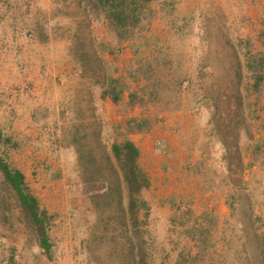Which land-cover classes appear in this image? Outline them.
<instances>
[{"label":"rangeland","instance_id":"rangeland-1","mask_svg":"<svg viewBox=\"0 0 264 264\" xmlns=\"http://www.w3.org/2000/svg\"><path fill=\"white\" fill-rule=\"evenodd\" d=\"M55 2L30 20L43 38L73 44L82 78L73 75L43 107L31 100L26 118L22 68L15 63L10 71L12 62L3 68L0 59V79L12 94L0 97V157L25 173L26 192L48 217L51 255L0 169V264H264V167L252 154L264 142V85L254 90L249 67L264 55V0H154L129 41L87 0ZM147 63L163 82L150 89L155 96L130 77ZM109 78L126 89L117 104L103 99L110 104L103 112L95 103ZM133 91L143 105H129ZM136 120L149 123L131 132ZM37 126L42 131L30 138ZM145 135L142 155L136 143ZM127 140L140 150L150 181L136 228H128L112 151ZM217 191L230 200L224 223L206 196ZM205 243L213 247L202 254Z\"/></svg>","mask_w":264,"mask_h":264},{"label":"trees","instance_id":"trees-1","mask_svg":"<svg viewBox=\"0 0 264 264\" xmlns=\"http://www.w3.org/2000/svg\"><path fill=\"white\" fill-rule=\"evenodd\" d=\"M153 1L154 0H87V4L103 14L107 22L114 29L116 36L121 41H129L138 30L145 27L146 11ZM82 61L87 63L89 67H92L91 64L84 59H82ZM155 62L160 63V60L156 59ZM249 67L255 81L253 88L256 92H259L260 87L264 85V74L262 73L264 70V55H259L251 59ZM153 70V66H148L147 63L145 65H140L135 71L130 72V77L135 81L146 82V84L140 88L143 93L150 89H162L163 82L158 81V79H153ZM141 77L143 78L142 80H140ZM108 81V87L101 92V98H109L117 104L123 99L126 87L118 79L109 78ZM150 92L155 96L153 90H150ZM144 99L145 97L142 94L133 91L129 94V105H143L146 102ZM134 123V126H130V131L141 132L149 121L136 120ZM0 136L3 137V134ZM4 144H12L15 146L11 139H6ZM112 151L118 161L127 192L129 210L126 212L125 216L127 218L126 221H129L128 228L133 224V227L136 228L138 226L137 217L139 211L147 208V203L141 199L140 194L149 187L150 181L146 173L139 166L138 160L140 157V150L132 141L127 140L121 144H113ZM252 154L256 161H260V164L264 167V142L258 143L254 147ZM0 169L6 183L16 193L29 224L38 230L41 247L48 255H51L52 244L45 228L48 217H46L45 214H41L37 199L26 192L25 176L20 171H14L3 157H0ZM110 195L111 194H106L97 197L108 198ZM208 246L207 243L204 244L202 250L205 251L202 252V254H205L206 251L208 252V250L213 247L211 246L208 248Z\"/></svg>","mask_w":264,"mask_h":264},{"label":"crops","instance_id":"crops-1","mask_svg":"<svg viewBox=\"0 0 264 264\" xmlns=\"http://www.w3.org/2000/svg\"><path fill=\"white\" fill-rule=\"evenodd\" d=\"M54 2L55 0H0L1 64L4 68L8 59L12 62L9 67L10 71L15 70V63L22 68L24 74L21 78L22 88L29 86L28 90L22 89L19 93L21 100L25 101L24 109H21V114H24V116L29 115L28 112L31 108L30 105L33 104L32 101H34L36 107L46 105L44 102L48 101L53 91L55 93L56 91L65 92L70 85L67 82L73 79V75L75 78L80 77V75L82 78L83 75L82 64L73 50V44L69 43L63 48L62 45L60 46V40H56L50 33L43 38L39 31L41 27L30 20V16L39 13L40 10L50 9L52 5L51 8L56 9L57 5ZM39 25H42L41 22ZM58 47L61 49L59 50ZM14 59L18 60L14 61ZM0 78H2L1 71ZM0 82H2V79H0ZM0 86V97L9 98L12 95L9 92L10 86L7 85L8 87H6V83L3 82ZM95 104L99 108L102 105V109L104 108L103 112H106L110 107V104L106 100L101 99V97H98ZM52 106L55 105H50L51 109ZM56 111H60L58 106ZM21 114L20 120L23 118ZM33 131L35 134L30 138H35L36 133L42 131V127L39 128L37 126ZM29 132L26 134L31 136L33 133ZM147 137L148 135L139 137L140 140L144 141L143 144L136 143L141 149L142 155H144V146L146 150V145L148 144L147 140H145ZM195 153L198 154V150ZM22 173L25 176V182H27L25 173ZM206 196L209 198L211 208L216 216L220 218L221 223L229 220L231 213L226 206V203L230 201L228 200V194H222L217 191L215 193L211 192V194ZM257 218H259V221L262 220V217L258 216Z\"/></svg>","mask_w":264,"mask_h":264},{"label":"bare ground","instance_id":"bare-ground-1","mask_svg":"<svg viewBox=\"0 0 264 264\" xmlns=\"http://www.w3.org/2000/svg\"><path fill=\"white\" fill-rule=\"evenodd\" d=\"M208 2V1H207ZM61 36V35H60ZM51 56V55H50ZM54 69V68H53ZM59 86V85H58ZM208 160V159H207Z\"/></svg>","mask_w":264,"mask_h":264}]
</instances>
